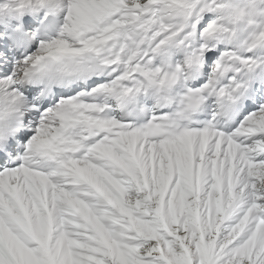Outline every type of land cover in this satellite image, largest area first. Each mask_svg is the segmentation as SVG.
<instances>
[{"label":"snow or ice","instance_id":"obj_1","mask_svg":"<svg viewBox=\"0 0 264 264\" xmlns=\"http://www.w3.org/2000/svg\"><path fill=\"white\" fill-rule=\"evenodd\" d=\"M0 264H264V0H0Z\"/></svg>","mask_w":264,"mask_h":264}]
</instances>
